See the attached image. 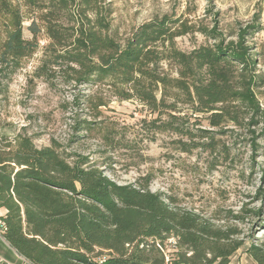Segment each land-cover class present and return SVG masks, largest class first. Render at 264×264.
I'll use <instances>...</instances> for the list:
<instances>
[{"label":"trees","instance_id":"16d2710c","mask_svg":"<svg viewBox=\"0 0 264 264\" xmlns=\"http://www.w3.org/2000/svg\"><path fill=\"white\" fill-rule=\"evenodd\" d=\"M104 2L0 0L6 27L1 62L20 68L38 53L45 35L39 76L60 78L66 85L105 86L114 97L171 119L187 107L209 114L213 127L242 126L248 116L252 124L264 115L256 94H264V74L258 73L249 46L262 30L264 0L253 23L239 27L231 40L217 24L198 27L176 14L156 17L118 40ZM21 4L39 12L28 28L32 40L24 37ZM63 15L72 27L62 23ZM196 34L213 44L190 53L178 48L179 38ZM158 122V130L172 126ZM76 158L70 162L57 146L39 149L26 136L0 139V210L6 211L0 219L7 226L6 242L28 263L231 264L243 248L232 230L173 208L152 192L150 177L119 185L88 158ZM172 239L176 259L167 263L164 246ZM246 252L253 264H264V246L252 245Z\"/></svg>","mask_w":264,"mask_h":264},{"label":"rangeland","instance_id":"374dc122","mask_svg":"<svg viewBox=\"0 0 264 264\" xmlns=\"http://www.w3.org/2000/svg\"><path fill=\"white\" fill-rule=\"evenodd\" d=\"M104 1L113 33L123 41L142 24L172 14L198 27L217 24L231 40L239 27L253 23L263 0ZM21 5L24 37L32 40L28 28L39 12ZM62 17L66 27L74 25L68 15ZM259 22L262 30L249 46L257 56L258 73L264 74V12ZM5 31L0 18V48ZM39 39L40 50L23 60L20 68L0 60V139L13 141L22 135L39 149L57 146L70 162L76 156L88 158L119 185L144 183L150 177V190L173 208L233 231V238L244 246L231 264H253L246 250L264 246V115L252 124L248 116L242 126L226 122L213 127L209 114H195L187 107L171 119L137 101H122L105 86L66 85L60 78L39 76L47 45L45 35ZM212 44L201 34L177 40L186 53ZM256 94L264 109V94ZM158 118V125L172 126H166L167 131L156 129ZM82 127L90 129L80 131ZM164 250L167 263L176 259L174 239Z\"/></svg>","mask_w":264,"mask_h":264},{"label":"crops","instance_id":"0c3cea01","mask_svg":"<svg viewBox=\"0 0 264 264\" xmlns=\"http://www.w3.org/2000/svg\"><path fill=\"white\" fill-rule=\"evenodd\" d=\"M5 214V210H0V216H4ZM0 258L5 260V263L0 264H30L12 249L8 243H0Z\"/></svg>","mask_w":264,"mask_h":264},{"label":"built area","instance_id":"2783aa9c","mask_svg":"<svg viewBox=\"0 0 264 264\" xmlns=\"http://www.w3.org/2000/svg\"><path fill=\"white\" fill-rule=\"evenodd\" d=\"M7 230L6 223L0 219V243H7L5 239V232ZM0 263H5V260L0 258Z\"/></svg>","mask_w":264,"mask_h":264}]
</instances>
